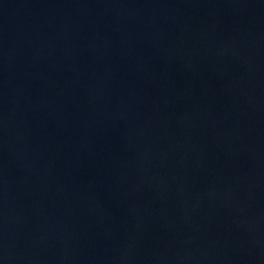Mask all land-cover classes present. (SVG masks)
<instances>
[{
    "label": "water",
    "instance_id": "95a60500",
    "mask_svg": "<svg viewBox=\"0 0 264 264\" xmlns=\"http://www.w3.org/2000/svg\"><path fill=\"white\" fill-rule=\"evenodd\" d=\"M0 264H264V0H0Z\"/></svg>",
    "mask_w": 264,
    "mask_h": 264
}]
</instances>
